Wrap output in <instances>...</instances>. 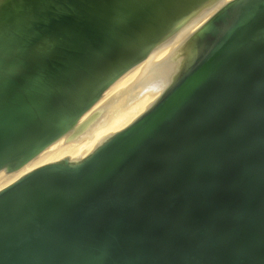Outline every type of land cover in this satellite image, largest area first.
I'll return each mask as SVG.
<instances>
[{
  "label": "water",
  "instance_id": "95a60500",
  "mask_svg": "<svg viewBox=\"0 0 264 264\" xmlns=\"http://www.w3.org/2000/svg\"><path fill=\"white\" fill-rule=\"evenodd\" d=\"M212 1L0 0V170ZM0 264H264V0L213 17L166 94L88 157L1 189Z\"/></svg>",
  "mask_w": 264,
  "mask_h": 264
},
{
  "label": "bare ground",
  "instance_id": "6f19581e",
  "mask_svg": "<svg viewBox=\"0 0 264 264\" xmlns=\"http://www.w3.org/2000/svg\"><path fill=\"white\" fill-rule=\"evenodd\" d=\"M235 0H213L159 42L128 69L78 118L72 127L15 171L0 170V190L30 171L68 158L81 161L155 105L172 87L181 48Z\"/></svg>",
  "mask_w": 264,
  "mask_h": 264
}]
</instances>
